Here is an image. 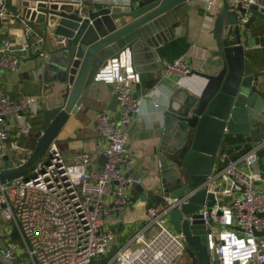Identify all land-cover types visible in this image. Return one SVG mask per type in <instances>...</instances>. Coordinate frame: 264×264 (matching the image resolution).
Wrapping results in <instances>:
<instances>
[{
  "label": "built area",
  "instance_id": "2783aa9c",
  "mask_svg": "<svg viewBox=\"0 0 264 264\" xmlns=\"http://www.w3.org/2000/svg\"><path fill=\"white\" fill-rule=\"evenodd\" d=\"M0 0V76L15 71L23 62L22 51L35 48L45 57L49 44H66L51 28L43 35L37 22L40 13L49 14L52 4H71L83 15L91 7L127 6L130 0ZM243 6L255 0H239ZM16 7V8H15ZM216 0H206L212 15ZM216 16V15H215ZM247 17L240 19L245 29ZM19 26L13 39L6 31ZM54 47V48H56ZM193 48L195 45L192 46ZM165 75L183 78L192 71L187 55L168 62ZM95 81L113 85L118 100V115L97 111L95 123L106 140V160L91 168V157L79 152L76 168L66 164L59 150L50 152V162L38 165L28 179L0 180V210L7 222H14L23 241L25 259L21 264H91L110 250L117 240L109 226V216L124 211L135 179L128 168L135 164L127 151L124 125L138 116L145 102L155 99L158 87L139 92L142 74L136 69L132 49L122 48L99 67ZM37 96L15 100L0 92V172L3 156L9 154L16 166L23 164L32 150L14 138L13 128L29 133V115L39 109ZM14 126V127H13ZM235 153L224 149L209 174L207 192L213 193L211 207L199 211L207 225L206 247L217 252L220 264H264V176L253 169L260 160L264 142ZM140 181V180H139ZM203 185L191 187L164 204L148 208L146 221L125 241L105 264H171L184 250L185 237L169 226L170 211L189 201ZM219 186V189H216ZM261 232V234H256ZM12 245L2 253L3 264H18Z\"/></svg>",
  "mask_w": 264,
  "mask_h": 264
},
{
  "label": "water",
  "instance_id": "95a60500",
  "mask_svg": "<svg viewBox=\"0 0 264 264\" xmlns=\"http://www.w3.org/2000/svg\"><path fill=\"white\" fill-rule=\"evenodd\" d=\"M188 1L132 0L125 7H91L86 15L71 4L54 3L49 14L40 13L37 22L43 29L66 38L65 45L49 50L40 68V78L56 93V100L43 109L40 129L30 134L34 141L27 144L32 150L27 160L16 166L9 154L3 156L0 180L28 179L38 165L50 162V152L59 150L56 140L70 116L89 104L85 97L96 82L95 73L122 48L131 47L140 72L158 69V48L175 37L179 11L190 8ZM242 16L247 17L243 30ZM263 22L264 0L245 6L232 0L216 14L211 28L215 46L193 58L188 74L200 77L202 86L178 87L163 109L151 173L155 186L147 192L138 181L140 175H135L141 198L151 193L157 204L203 185L188 202L170 211L173 229L191 245L192 264H220L217 252L206 247L207 225L199 211L214 202L206 186L227 137L245 134L256 142L264 138V69L258 67L259 58L249 53L256 44L252 30ZM29 52L36 50L32 47L21 54ZM117 104L114 95L110 107L116 109Z\"/></svg>",
  "mask_w": 264,
  "mask_h": 264
},
{
  "label": "crops",
  "instance_id": "0c3cea01",
  "mask_svg": "<svg viewBox=\"0 0 264 264\" xmlns=\"http://www.w3.org/2000/svg\"><path fill=\"white\" fill-rule=\"evenodd\" d=\"M131 2L132 0L127 4L129 5ZM231 2L232 0H216V7L212 15H208L206 0H189L190 8L179 11L180 25L175 28V37L168 42L162 43L158 48L160 67L154 70L141 71L142 81L138 86V91L143 92L157 86L158 94H156L155 99L161 105L156 107L152 100L145 102L142 112L132 122L124 125L123 128L126 132L127 151L133 156L135 161V164L128 168V172L134 179L136 174L140 175V182L147 192L155 186L151 173L155 169L154 157L159 148L160 119L165 104L167 105L172 93L180 86L194 89L202 86L201 78L196 75L183 78L165 75V65L184 55L189 57L192 64L193 58L202 56L208 49H213L215 40L211 28L215 15L221 11L224 5H229ZM8 3L10 6H19V4H14L12 0H8ZM39 30L43 35L49 33L48 29H43L40 26ZM252 31V37H255L256 44L249 53L259 58L258 67L264 69V22L256 26ZM6 33L13 39H16L17 34L20 33V28L15 25L13 28H9ZM244 38L247 39V36H244ZM193 45H195L194 48L192 47ZM48 47L49 50H53L56 45L50 42ZM22 55L24 58L19 69L15 71H3L1 73L0 92L15 100L23 99L29 95L39 98L40 107L37 113L28 116L31 123L30 132H22L18 127L13 126L14 138L20 144L27 147L28 143L31 144L34 141L32 135H30L36 132L33 129L35 127L38 128L43 123V109L56 100V93H52L50 85L40 78V68L45 58L38 56L34 52ZM114 95L115 92L112 84L96 81L92 90L85 97L89 104H82L77 112L70 116L56 140L57 147L67 165L73 168L78 167L79 159L77 154L82 151L90 155L91 168H98L105 161L104 148L106 140L97 131L95 113L97 111H109L117 116L118 104L116 109L110 107ZM240 135L244 138L243 142L236 145H229L226 142L225 149L231 151L230 149L238 144L250 146L257 144L250 136L245 134ZM261 141L264 142V138ZM11 151L12 149L9 148L8 154ZM232 152L235 153V150H232ZM253 169L259 171L264 176V148L260 151V160L258 164L253 166ZM135 182L136 180L129 191V202L124 211L116 212L109 216V224L113 219H116V222H121L125 227L135 225V229L129 238L146 221L148 208L156 205L158 202L151 193L147 194L146 199H142L140 196L141 192L135 188ZM169 226L173 229L171 221H169ZM3 231L7 234L6 237ZM0 232L2 233L0 247L4 246V249L10 245L14 246V240L20 239L18 243L21 241V244L19 243V248L15 247V251L17 255L16 262L21 264L25 257L20 231L14 222H7L3 218L1 210ZM129 238L125 241L129 240ZM3 251H0V264H3ZM171 264H192V254L184 250Z\"/></svg>",
  "mask_w": 264,
  "mask_h": 264
},
{
  "label": "rangeland",
  "instance_id": "374dc122",
  "mask_svg": "<svg viewBox=\"0 0 264 264\" xmlns=\"http://www.w3.org/2000/svg\"><path fill=\"white\" fill-rule=\"evenodd\" d=\"M11 7L13 8V6H11ZM113 222H115V223H113ZM109 226L115 232L116 237H117L115 245L111 248L113 250L116 247H117L116 248V250H117L125 242V240L127 238H129L130 234H132L133 230L135 229V225H131V226L125 227V226L122 225L121 222H116V219H113L111 221V223L109 224ZM6 235L7 234L5 233L4 236L6 237ZM1 237H2V233L0 232V238ZM18 240H20V239H18ZM18 240L17 239L14 240V247H16V248L17 247L19 248V243L21 244V241H19V243H18ZM185 244H186L185 245V252L187 251L188 253L191 254V251H192L191 245L187 242V240H186ZM3 250H4V246L0 247V251L2 252ZM116 250H114V251H116Z\"/></svg>",
  "mask_w": 264,
  "mask_h": 264
},
{
  "label": "trees",
  "instance_id": "16d2710c",
  "mask_svg": "<svg viewBox=\"0 0 264 264\" xmlns=\"http://www.w3.org/2000/svg\"><path fill=\"white\" fill-rule=\"evenodd\" d=\"M40 129V126L37 128L35 127L33 129V131H38ZM244 141V138L241 135H237V136H228L226 142H228L229 145H236L237 143H241ZM241 144H238L237 146H235L234 148L230 149L232 150H236L237 148L240 147ZM250 148V145H244L243 150H246ZM117 248V247H116ZM116 248H114V250H116ZM113 249L108 250L105 254L101 255L100 257H96L95 260H93V262L91 264H105L107 262V260L112 256V254L115 252Z\"/></svg>",
  "mask_w": 264,
  "mask_h": 264
}]
</instances>
